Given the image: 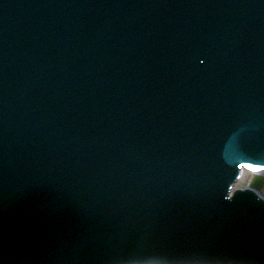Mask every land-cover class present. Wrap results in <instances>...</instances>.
<instances>
[{
  "label": "snow or ice",
  "instance_id": "6c2138e0",
  "mask_svg": "<svg viewBox=\"0 0 264 264\" xmlns=\"http://www.w3.org/2000/svg\"><path fill=\"white\" fill-rule=\"evenodd\" d=\"M252 170L260 171L261 169L253 168ZM146 259H159L164 264H220L222 261L210 253L198 250H189L181 254H160Z\"/></svg>",
  "mask_w": 264,
  "mask_h": 264
},
{
  "label": "water",
  "instance_id": "95a60500",
  "mask_svg": "<svg viewBox=\"0 0 264 264\" xmlns=\"http://www.w3.org/2000/svg\"><path fill=\"white\" fill-rule=\"evenodd\" d=\"M259 17H260V14L257 15L255 19L250 20L249 22H247L248 27H247V28H244L243 30H241V33L243 34V37H244V36H245V37L248 36V33H247L248 30H249V29L251 30V27H252L253 25L256 24V21H257V19H258ZM215 20H216V19H215ZM215 20H214L213 22H215ZM234 28L237 29V26L235 25ZM187 36H188V34H187ZM132 41H133V40H132ZM133 42H134V41H133ZM134 43H135V42H134ZM135 45H136V44H135ZM136 47H137V45H136ZM133 48H135V46H133ZM109 52L113 55V51H109ZM113 56H114V55H113ZM33 59H34V57H31V60H33ZM142 61H145V57H142ZM100 74H101V73H100ZM102 75H103V74H102ZM260 81H261V80L258 81V84L260 83ZM257 91H259L260 95H262V93H263V91H264V87L258 89ZM185 107H186V106H185ZM186 108H187V107H186ZM224 125H225V123H224ZM224 125H223V123H220V124H219V126H221V127H220V131H221V132H223L224 130H228V128H229V127H226V126H224ZM244 129H245V126H244L243 130H244ZM243 130L239 133L238 137H237L234 141H232L230 138H228V141H230L229 146H231L233 143H235L236 141L239 140V137L241 136ZM225 133H226V131H225ZM223 136H224V135H223ZM220 138H221V137H219V139H220ZM202 143H204L205 145H207V143L204 142V141H202ZM221 144H222V143H219L218 145L214 144V145H213V146L215 147L214 150L219 149V148H222L223 146H222ZM226 151H227V149L224 151L223 154H225ZM213 152H214V151H213ZM204 154H205L207 157L210 156V154L207 152L206 149L204 150ZM216 154H217V152H216ZM209 159H211V158H209ZM209 161H210V160H209ZM215 164H216V163H214V165H215ZM158 176L161 178L160 175H158ZM133 178H134V176H133ZM157 183H158V182L156 181V182L152 183V186L147 185V191L149 192V191H152L153 189H157L158 187L160 188L159 183H158V184H157ZM252 186L255 187V188H259V187H260V182L256 179V180L254 181V183H253Z\"/></svg>",
  "mask_w": 264,
  "mask_h": 264
},
{
  "label": "bare ground",
  "instance_id": "6f19581e",
  "mask_svg": "<svg viewBox=\"0 0 264 264\" xmlns=\"http://www.w3.org/2000/svg\"><path fill=\"white\" fill-rule=\"evenodd\" d=\"M246 173H243V175L240 177V179H239V181H238V185L240 186V187H248L247 186V184L249 183V178H250V176L251 175H245ZM244 176V177H243ZM260 176H262V179H263V181H264V171L263 172H260ZM260 192H261V190H260Z\"/></svg>",
  "mask_w": 264,
  "mask_h": 264
},
{
  "label": "rangeland",
  "instance_id": "374dc122",
  "mask_svg": "<svg viewBox=\"0 0 264 264\" xmlns=\"http://www.w3.org/2000/svg\"><path fill=\"white\" fill-rule=\"evenodd\" d=\"M263 192H264V190H263Z\"/></svg>",
  "mask_w": 264,
  "mask_h": 264
}]
</instances>
